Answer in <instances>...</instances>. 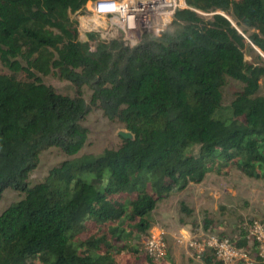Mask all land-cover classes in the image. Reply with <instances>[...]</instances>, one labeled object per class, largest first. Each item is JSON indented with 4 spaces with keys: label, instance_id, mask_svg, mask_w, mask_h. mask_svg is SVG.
I'll list each match as a JSON object with an SVG mask.
<instances>
[{
    "label": "trees",
    "instance_id": "obj_1",
    "mask_svg": "<svg viewBox=\"0 0 264 264\" xmlns=\"http://www.w3.org/2000/svg\"><path fill=\"white\" fill-rule=\"evenodd\" d=\"M89 1L0 0V200L21 195L0 213V264H171L132 245L160 200L209 172L264 179V65L246 59V37L223 14L255 29L249 39L264 52V0H186L136 46L96 31L80 39L76 15ZM50 74L73 92L46 83ZM227 76L243 86L225 105ZM84 86L135 139L79 155ZM50 148L69 158L33 183ZM247 229L237 244L264 264ZM211 253L205 264H222Z\"/></svg>",
    "mask_w": 264,
    "mask_h": 264
},
{
    "label": "rangeland",
    "instance_id": "obj_2",
    "mask_svg": "<svg viewBox=\"0 0 264 264\" xmlns=\"http://www.w3.org/2000/svg\"><path fill=\"white\" fill-rule=\"evenodd\" d=\"M223 14L246 37V59L250 63L264 65V52L249 39L255 29L239 23L233 12ZM82 15L76 16L79 20V37L85 40L89 30L83 25L85 19ZM117 36L120 37V34ZM43 80L61 92H73L72 84L57 74L43 76ZM242 86L241 81L227 76L222 87L223 103L229 104ZM83 90L91 108L84 121L89 129L88 140L79 155L98 154L106 148L118 147L121 143L118 131L125 129L124 123L105 116L103 110L92 103V90L88 86H84ZM258 94L264 95V76L261 78ZM66 158L69 156L57 148L44 151L40 156L39 166L30 174V180L33 183L43 180L52 167ZM20 196V193L7 189L0 200V213ZM152 217L154 220L148 233L140 238H133L134 247L141 253L146 252L147 237L151 233H162L167 247L165 259H168L169 263L205 264L203 258L197 256L190 247L191 240L208 233L235 238L238 237L239 231L246 230L253 220L264 222V179L248 177L236 168H232L228 174L209 172L201 182H190L185 188L173 191L160 200L152 212ZM207 220L212 221L210 229L205 228ZM171 254L173 258L169 256ZM262 257L264 259V256ZM243 264L259 262L251 252L249 262Z\"/></svg>",
    "mask_w": 264,
    "mask_h": 264
},
{
    "label": "built area",
    "instance_id": "obj_3",
    "mask_svg": "<svg viewBox=\"0 0 264 264\" xmlns=\"http://www.w3.org/2000/svg\"><path fill=\"white\" fill-rule=\"evenodd\" d=\"M186 0H92L85 7L84 27L99 33L101 39L120 38L130 46L138 45L146 32L161 34L174 19ZM120 34V37L117 34ZM247 237L259 244L264 256V222L255 220L248 227ZM237 237H220L215 233L193 238L190 247L197 256L213 252L222 264L248 263L250 251L237 244ZM150 256L164 260L167 254L162 233H151L145 242Z\"/></svg>",
    "mask_w": 264,
    "mask_h": 264
},
{
    "label": "water",
    "instance_id": "obj_4",
    "mask_svg": "<svg viewBox=\"0 0 264 264\" xmlns=\"http://www.w3.org/2000/svg\"><path fill=\"white\" fill-rule=\"evenodd\" d=\"M225 15V14H224ZM226 16V15H225ZM227 17V16H226ZM228 18V17H227ZM229 19V18H228ZM230 20V19H229ZM231 21V20H230ZM118 135L125 139H135V135L128 129H121L118 131Z\"/></svg>",
    "mask_w": 264,
    "mask_h": 264
},
{
    "label": "crops",
    "instance_id": "obj_5",
    "mask_svg": "<svg viewBox=\"0 0 264 264\" xmlns=\"http://www.w3.org/2000/svg\"><path fill=\"white\" fill-rule=\"evenodd\" d=\"M209 255V254H208ZM170 257H172L173 255L171 254V255H169ZM207 256V255H206ZM170 257H169V259H170ZM173 258V257H172ZM200 258H201V256H200ZM202 259V258H201ZM203 260V259H202Z\"/></svg>",
    "mask_w": 264,
    "mask_h": 264
},
{
    "label": "bare ground",
    "instance_id": "obj_6",
    "mask_svg": "<svg viewBox=\"0 0 264 264\" xmlns=\"http://www.w3.org/2000/svg\"><path fill=\"white\" fill-rule=\"evenodd\" d=\"M232 17V16H231ZM232 19V18H231ZM238 25V24H237Z\"/></svg>",
    "mask_w": 264,
    "mask_h": 264
}]
</instances>
